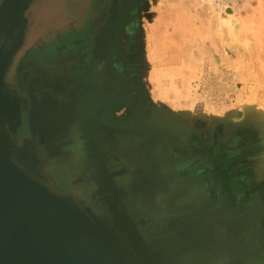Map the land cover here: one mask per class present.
I'll return each instance as SVG.
<instances>
[{"label": "rangeland", "instance_id": "1", "mask_svg": "<svg viewBox=\"0 0 264 264\" xmlns=\"http://www.w3.org/2000/svg\"><path fill=\"white\" fill-rule=\"evenodd\" d=\"M127 1L129 4L126 3ZM126 2L119 0L120 9H118L117 18L115 17V21L112 23L113 26L106 34L110 42V59L125 71V83L136 85L139 88L145 85L151 98L158 106H162L163 111L167 110L165 114L161 115L168 120L166 124L168 131L180 133V128L183 127V135L188 136L191 141L197 137L202 139L207 145L216 144L218 148L221 147L223 149L219 153L228 162L215 165L209 162L208 151H190L189 158L190 160L192 159L193 166L198 161V158L202 160L201 169L198 172L200 179L198 190L199 194H201L200 197L205 198L204 204L207 205V202L210 201L212 206L213 194L217 192L219 187L221 189V186L223 187L222 191L227 192L228 197L231 193L237 196L239 206L245 202L246 199L243 200L242 198H245L248 192L253 193L250 196L251 204L253 205L250 210L251 214L239 209L240 207L234 212L237 215L238 222L241 221V224H243V231L246 229L252 231L251 225L260 229L261 224H263L262 228L264 229L261 203H259V208L256 198L260 193L264 192V0H186L187 6L186 4L184 5L185 2L183 0H126ZM88 4L87 2L85 4V0H33L27 8L26 18L29 27L27 28L25 42L21 50V52H30V55L26 57L32 61L31 65L34 68H30V70L33 72H31V76L27 72L25 80L21 76L24 68L15 75L13 72L15 69L17 70L16 64L20 61V58L17 57V59H14L13 65L11 64L8 74L6 72V78L2 79L3 85L16 84V76L20 86L27 82L33 87H37V79L40 72L49 81H54L55 77H59L60 80L69 79L70 75L68 73L63 74L64 69L68 67L64 63L70 58L69 55L71 54L74 41L80 37V29L76 27V21L86 17ZM166 12L168 13L167 18H174L178 12L180 14L184 12L193 28V34L191 35L193 39L191 38L190 43L187 41L182 48V56H184L183 60L182 58L180 60L182 63L168 64L164 61L167 56L160 53L156 59L155 48L158 42L153 44L149 40L150 36L153 35V29H157L162 15ZM217 17L219 18L217 19ZM234 23H237L238 26L237 24L235 26ZM220 26H223V30L227 26L226 35H231L230 39L228 36L229 40H227ZM235 27L238 28L235 29ZM235 30L236 32H233ZM221 33H223L225 39L220 36L222 35ZM216 35L217 40L220 39L219 36L222 38L219 42L213 38ZM247 35H249V38H246ZM232 36L233 38H231ZM215 41L219 45L215 44ZM212 45H214L213 48H211ZM216 45L220 46L218 50H216ZM200 47H203V49ZM184 49L189 50L186 53ZM231 49L234 50L232 51ZM235 51L238 54L240 53L239 55H242V52L243 55L247 52L243 57L240 56L238 58L239 55ZM219 53L222 57L219 56ZM235 55L238 56L236 57ZM45 58L49 59L46 60ZM239 59L243 60V63ZM229 60L232 63L228 62ZM181 70L185 73L187 72L183 78L181 73H175V71L181 72ZM173 71L174 73H172ZM33 73H35L34 77H32ZM164 76L166 79L163 78ZM173 85L174 87H172ZM28 95V93H25V95L21 93V100L25 96V99H28ZM171 117L174 122L170 121ZM181 117L184 118L183 121H181ZM20 120L23 122L19 139L25 136L29 127V123L24 117L23 120L21 118ZM159 122L158 124L163 125L162 121ZM85 141L87 144L89 139ZM86 149L88 150V147ZM234 159H238V162L234 163ZM114 186L116 190L114 193H110V196H117L123 212L127 213L126 215L133 222L140 235L139 226L145 227L153 223V227L156 224V229L160 228V226L165 227L166 221L160 215L146 214L133 217L128 212L127 207H125L123 199L125 196L123 188L128 185ZM227 186L229 190H225ZM176 187L180 193L182 190L177 185ZM138 189L140 190L137 191L136 189V194L141 196L143 193L141 196L143 199V196L147 194L146 190H144L147 189V186L141 184ZM107 195H104V197L98 195V199L90 200L87 198L82 202L80 201L84 203L83 209L100 223L104 221L102 218H104L105 214L106 207L104 203L108 199ZM68 198L71 199L70 197ZM142 199L138 200V202L142 205L147 204V206H150V204L158 206L167 201L164 198L152 200L148 197V199ZM128 202L126 201V203ZM197 206H201V203ZM205 207H209V205ZM202 218L200 217V219ZM176 222L174 223L176 224ZM174 223L170 225L173 226ZM174 234L176 235L175 232ZM240 238L241 241L239 243L243 242L245 244V242H248L249 244L247 252L249 264H264V237L263 241H257V234L253 233L252 236V233L250 235V232L245 231L239 233ZM260 238L262 239V237ZM250 241L251 243H249ZM165 250L166 248H163L164 252ZM158 260L159 263L163 262L161 261L162 259Z\"/></svg>", "mask_w": 264, "mask_h": 264}, {"label": "bare ground", "instance_id": "2", "mask_svg": "<svg viewBox=\"0 0 264 264\" xmlns=\"http://www.w3.org/2000/svg\"><path fill=\"white\" fill-rule=\"evenodd\" d=\"M123 1L126 2V0H123ZM185 1L183 0V2H185ZM126 3L129 4L128 1ZM185 4H186V2L184 3V5ZM187 5L188 4H186V6ZM185 10H187V9L185 8ZM199 10L201 11V9H199ZM167 11H168V9H167ZM203 11H204V9H203ZM187 13H188V11H187ZM167 14L168 13L166 12L165 14L162 15V18L160 20L161 22L159 23V26L157 27L156 30L153 29V35H151L152 37L150 36L149 40L153 44L155 42H158V45L155 48V51H156L155 58L158 57L157 55L160 53L161 55L167 56V57H165L164 61H166L168 64H173L176 62L180 63L181 58L183 60V57H184V56H182L183 45L187 41L189 43L191 42L190 40L192 38L191 35L193 34V28H192L191 22H189V19L184 14V12L181 14L178 12L177 15L174 16V18H172L171 16H170L171 18H169V17L167 18V16H168ZM206 15H205V17H206ZM14 17H15V22H16L15 26L17 27V30L14 34V37L17 38L19 35V31L21 29V26H22V22L20 21V19L18 18L17 15H15ZM123 17H125V16H123ZM228 17H230V16H228ZM251 17H253V16H251ZM258 17H259V14H258ZM260 17H261V15H260ZM116 18H117V16H116ZM130 18H132V17H130ZM218 18L219 17H217V19ZM236 20H237V18H236ZM232 22H233V20H232ZM162 23H163V25H162ZM214 23H215V21H214ZM236 24H235V26H236ZM221 25H222V23H221ZM156 26H157V24H156ZM203 26H204V24H203ZM215 26H216V24H215ZM237 26H238V24H237ZM248 26H249V24H248ZM218 27H219V25H218ZM220 27H221L220 29L223 30V28H222L223 26H220ZM207 28H209V27L207 26ZM230 28H231V26H230ZM237 28L235 27V29H237ZM226 29H227V26H225V28L222 32H224L225 36L227 37V40H229L231 35H228L229 36V39H228V36L226 35L228 30L226 31ZM243 29H244V27H243ZM247 30H249V29H247ZM208 31L211 32V30H209V29H208ZM249 31H251V30H249ZM233 32H236V30ZM221 34L222 35H220V36L221 37L223 36L222 38L225 39L223 33H221ZM234 35H237V34H234ZM220 36H219V38L222 39ZM233 36L231 38H233ZM248 36L249 35H247L246 38H249ZM243 37L245 38L244 34H243ZM213 38H214V40H217L216 39L217 35ZM213 38H212V40H213ZM220 39L217 40V42H219ZM222 41H221V43H222ZM237 41H239V40H237ZM217 42L215 44H218ZM202 43H205V42H202ZM210 44H211V42H210ZM218 45H216L217 46L216 50H218V47H220ZM230 45H231V43H230ZM213 46L214 45H212L211 48H213ZM197 47L199 48V46H197ZM203 47H204V45H203ZM203 47H200V48L203 49ZM37 48H39V47H37ZM185 48H187V47H185ZM223 48H222V50H223ZM228 48H230V46H228ZM240 48L245 49L246 47H240ZM184 50L187 53V51L189 49H187V50L184 49ZM216 50H214V51H216ZM235 52H236V54H238L237 51H235ZM246 52H245V54H246ZM201 53H203V52H201ZM221 54H222V51H221ZM225 54H226V52H225ZM199 55H201V54H199ZM244 55L242 52V55H239L238 58H240V56L243 57ZM86 56H85V58H87ZM219 56L222 57V55H220V53H219ZM211 57H212V55H211ZM228 57H229V55H228ZM223 58H224V54H223ZM235 58H234V60L237 59V58L236 59ZM16 59H17V57H16ZM47 59H49V58H47ZM184 59L188 60L187 58H184ZM227 59H229V58H227ZM26 60H28V59H26ZM83 60H86V59H83ZM239 60L241 63H243V60H241V59H239ZM41 61H44V60H41ZM1 62H3V61H0V63ZM15 62H16V60H15ZM228 62L232 63V61H230V60ZM55 63H57V62H55ZM218 63H219V61H218ZM189 64H191V63L189 62ZM69 65H70V63H69ZM194 65H196V64H194ZM244 65H245V63H244ZM243 68H245V67L243 66ZM195 69H196V67H195ZM195 69H193V70H195ZM247 70H248V68H247ZM49 72H52V71H49ZM172 73H174V71ZM175 73H181L182 78L184 77V74H187V72L185 73L182 70H181V72L175 71ZM234 73H236V72H234ZM4 77H3V80H4ZM163 78H165V76ZM118 81H119V79H118ZM7 83H8V81H7ZM37 83H38L37 85L39 86L38 87L39 90H44L47 93H52V94H56L55 89L56 88L59 89V87H60V86H58V82L56 81V79L54 81H49L48 79L45 78V76L42 75L41 72L39 74V78L37 79ZM30 85H28V86H30ZM3 86L4 85L2 83V85L0 87V151H7V157H9V152L11 153V151H15L14 148H16V151H19V153L17 155H16V153H15V155H13V154L10 155L9 159L13 164H16L17 167L20 170H22V172L27 174V176L30 178L31 181L25 177H21V180H23L25 183V186H23V185H21V186L25 189V191L29 192V191L33 190V191L38 192L39 194L46 195V196L48 195L52 198L58 199L57 197L61 196V194H62L61 192L67 191V190L71 189L72 187L74 188L75 191H81V192H79L80 196H81L82 195L81 193L83 192V190H86L87 188L91 187V184H92V189L94 188L97 195L104 197V195L108 194L107 195L108 199L107 200L105 199L106 202L104 203L105 207H106L104 218H102V220H104V221H102L101 223L97 222L96 219H94V217H91V215L87 211H85L83 209V207H81L74 199H68L69 204L65 203L66 204L65 206L68 208L67 211L70 212L71 214H73V213L76 214L75 212L72 211L76 208L78 210L83 211L84 212L83 214L89 219V220H86L85 218H83V220H86V222H84V221H82V222L85 225V227H86L85 229L87 231L88 237H89L90 241L92 242V252L95 253L96 259L99 262V264H179L180 258H178V257L172 258L171 255H166L167 253H165V252H163V253L154 252V248H163L167 245V230L165 229V227L163 228L162 226H160V228H158V229H153V233H152V230L147 229L145 231V235L147 238V241H146L145 239H143V236L138 233L135 225L130 220V218L126 215L127 213L125 214L123 212L122 206L120 205V202L117 200V196H110L111 195L110 193H112V192L114 193L116 189L114 186L115 184L113 183V181L111 179H109V180H111V182L107 181V179L109 178L108 176H107L108 177L107 179L104 178V173L106 170L104 168L105 165H104L103 160H101L99 158L100 162L99 163L96 162L98 164L96 167L90 166V165H92V162H89V165L87 164V162H85L88 167L86 166L83 170L81 168H77V167H79L78 165H76L77 163L71 164L70 160H66V159H68L67 156H68V153L70 151H78L80 153V155L82 156L84 161H87L93 157H95L94 159H97L94 154L90 155L89 151H87L86 148H85V151H84V149L82 151H80L81 148H84V146H83L84 143H82V142H84L82 140L83 138L81 140L76 138L75 134L77 132L75 133L74 128L72 126V123L70 126V124L67 120L69 112L71 114L73 113V111H69V109L72 107L69 103V98L61 96L62 100L59 101V99L56 100L53 97H51V98L47 97L48 99L43 98V100L39 104H36V105L33 104L32 112H29V117H30L29 119L30 120L28 122L29 127L27 129V133L25 134V137L21 139L20 142L19 141L17 142V140H18L17 138L19 137L18 132L20 133V131H21L20 128L22 126L21 120H20V114H19L20 107H21L20 98L14 90H7ZM172 87H174V85ZM28 89H29V87H28ZM92 92H94V91H92ZM27 93H29V92H27ZM89 93L90 92H88V94ZM84 94L86 95L87 93H84ZM128 95H127V97H128ZM45 96H48V95H45ZM246 110H248V109H246ZM136 114H138V113L136 112ZM108 116H109V114H108ZM145 120H149V119H145ZM152 122H155V121H152ZM83 124L85 125V123H83ZM90 125H92V124H90ZM160 126H162V124ZM157 127H159V126L157 125ZM156 130H157V128H156ZM175 130H177V129H175ZM84 134H86V133H84ZM80 136H81V134H80ZM116 141H117V139H116ZM117 143H120V142H117ZM120 145H121V143H120ZM38 151H46V153H47L46 158L53 157L54 162L56 159L64 161V162H61L58 164L56 163L51 168V170L49 172L50 178L46 177L47 175L44 176L41 173L42 168H41L40 160H42V159H41V157H39ZM117 152H118L117 155L113 154L112 157L117 159L118 158L117 156L119 155V151H117ZM120 152H122V151H120ZM123 152H124V150H123ZM105 154H106V151H105ZM125 156H126V154H125ZM103 157H104V155H103ZM7 161L4 158H2V159L0 158V165L2 164L1 167L4 168L5 170H7L9 168L8 164L10 165L9 162L7 164ZM2 162H4V163H2ZM114 164L115 165L110 167L113 170V173H110L108 171V169H107V172L112 177L114 176L113 178L117 181H119L120 179H123V173H122L123 171L129 172L131 174L134 173L133 164L127 165V164H124V162H123L122 165H119V166H121V169H118L119 166H117V164H120V162H115ZM88 170H89V177H88ZM118 170H122V171L120 172ZM12 173H15V171H12ZM120 173H122V174H120ZM34 181H35V183H34ZM117 184H116V187H117ZM55 188L58 189L59 192L58 191L55 192L54 191ZM222 189H223V187L221 186V191H222ZM227 190H229L228 186H227ZM49 191H51L52 196H51V193ZM59 193H61V194H59ZM53 194H54V196H53ZM200 196H201V194H198L197 197H200ZM62 197L65 198V196H62ZM73 197H74V195H73ZM55 199H54V201H55ZM194 199L195 200H193V202H196L198 204L201 203L200 207L207 206L206 204H204L203 200L198 201L195 197H194ZM216 199L219 201V198L217 196H216ZM42 200L47 205H50V202H47L44 199H42ZM25 201H27V198L24 195H21L19 193V191H16V190L8 191V189H6L4 187H0V264H89V260L86 256H85V259L84 258H80V259L75 258L74 253H75V249H76L75 245L77 246L76 242L74 243L68 237V239L71 241V244L73 246L72 247L70 244V241L64 236V234L57 227L53 228L50 225V224L54 225V220L50 216L47 217L42 211L35 209L31 206H28ZM56 202H59L60 204H62L60 201L56 200ZM62 202L64 203V201H62ZM174 205H172V207ZM96 207H97V205H96ZM185 207H188V206H185ZM162 208L165 209V210L162 209L163 212L167 214V209L165 207H162ZM177 208L175 210H177ZM169 209H172V208L170 207ZM179 209H181V208H179ZM136 210L137 209L135 207L134 208L135 215L139 216V213L136 212ZM97 211H98V209H97ZM38 216H40L44 219L40 223L37 222V218H39ZM226 219H228V217L223 218L222 221L224 222ZM209 221L210 222L206 223V225H207V227L205 229L206 232L210 229L211 220H209ZM214 222H215V220H214ZM141 223L143 224L142 221H141ZM225 225H227V222ZM197 231L199 232L201 230L198 229ZM227 232L228 231H225V232H223V234L225 235ZM195 235L198 236L197 234H193V236H195ZM182 237H184L185 241L191 240L189 238L188 234L186 235V237L184 234H182ZM249 243H251V241ZM88 245L90 246V244H88ZM187 246H189V245H187ZM194 248H193V246L187 247V249L192 254V256H194L193 255L194 250H195ZM199 248L201 250L200 246H199ZM206 248H207L206 251H208L209 246H207ZM158 259H162L161 261H163V262L159 263ZM241 260H242V258H241Z\"/></svg>", "mask_w": 264, "mask_h": 264}, {"label": "crops", "instance_id": "3", "mask_svg": "<svg viewBox=\"0 0 264 264\" xmlns=\"http://www.w3.org/2000/svg\"><path fill=\"white\" fill-rule=\"evenodd\" d=\"M88 92L91 94H88ZM137 92H140V100L137 99ZM84 93L87 94L85 95ZM84 93L76 100L77 105L75 116L80 118L81 122L77 120L78 123L84 121L83 123L88 125V128L83 132L86 134L82 137L84 141L89 139V142L85 144L84 148H81L80 151L83 149L85 151V148L88 147L87 151H89L90 155L94 154L97 159H94L95 157H93L84 161L78 151H70L68 155L71 153H77L81 160H83L84 164L87 162L89 165V162H92V165L90 166L93 167L98 165L97 163L100 162V159L103 160L105 165L104 168L106 170L104 178L107 179L109 177L107 179L108 182H111L112 180L114 184L141 185L147 182V179H145L146 177H149L152 174V176L155 175V172L151 171L156 168L154 163L147 165L149 160L146 162V166L142 165L141 155H143V151H146L147 153L144 156L149 158L152 156V153H166V166L170 170L171 177L173 178V190L171 192L172 198L181 200L185 199L188 200L190 204L188 207H180L181 209L173 211V214L176 216L186 218H182V221H184L186 225L180 227L184 223L173 224V228H171L173 231V237L167 245L163 247L166 248V255H171L172 258H180L179 264H249L247 255L249 244L248 242H245V244L243 242L239 243L241 241V238L239 239V233L245 232L247 229L243 231V226L238 227L236 219L230 218L224 223L216 219L215 222L211 223L214 228L212 231L215 230L212 238L210 239L208 238V235L203 234L207 225L200 223V217H203V221L206 220V217L209 215H221L225 209H223L222 206H217L214 207V212H210L209 208L200 206L196 207L197 203L193 202V200H195L194 197L198 201L205 200L203 197H197L199 194L198 189L200 187L198 172L199 169H201V159L198 158V161L193 166L191 160H189L190 153L180 155V153H186V151H189V137H184L183 127L180 128V133L168 131V128L166 127L168 120L161 115L165 114L167 110L165 109L163 111L162 106H158V104L151 98L148 88H146L145 85L144 87L142 85L140 89H133L129 84L118 83L115 88L105 91H101L98 88L86 87L84 88ZM125 93L127 95L129 94L128 97ZM135 111L138 114H136ZM145 119H149L150 121ZM183 119L184 118L181 117V121H183ZM173 120L174 119L171 117L170 121L174 122ZM159 121L163 122L162 126L158 124L160 123ZM157 125L159 127H157ZM74 131L82 132L79 128H74ZM117 142H120L121 145ZM89 149L92 150L90 151ZM123 150L133 151V154H126L123 159L126 158L124 164H133L134 173L131 174L123 171V179H120L119 182L113 178L114 176L112 177L107 172V169L110 173H113V170L110 167L115 165V161L112 163L113 157L111 156V151ZM120 158H122V156L119 157V159ZM151 161H153V159L150 158V162ZM117 162L120 161L117 159ZM122 164L123 163L120 162L117 166ZM118 169H121V166H119ZM118 171L121 172L122 170ZM176 185L182 190L180 193ZM217 197L219 198V201L216 200L218 202L217 204L221 205L220 200L222 198L220 196ZM230 198L233 199L234 197ZM256 198L258 207L259 203H261L262 218L264 221V194H259ZM212 199H216V194H213ZM235 211H237V209H235ZM227 213L236 214L232 209L227 211ZM249 214H251V211H249ZM185 220H187L188 223H186ZM226 222L227 225H225ZM179 228L182 233H187L191 240L185 241L182 235L181 238H179L180 235L177 233ZM198 229L201 231L198 232ZM225 231L228 232L225 235H222ZM193 234H197L198 236H193ZM187 245L193 246V248L195 247L194 256H192L187 249V247H189ZM199 246L201 247V250ZM207 246H209L208 251H206ZM163 248H154V252L161 253Z\"/></svg>", "mask_w": 264, "mask_h": 264}, {"label": "flooded vegetation", "instance_id": "4", "mask_svg": "<svg viewBox=\"0 0 264 264\" xmlns=\"http://www.w3.org/2000/svg\"><path fill=\"white\" fill-rule=\"evenodd\" d=\"M2 1L3 0H0V4ZM86 2H87V4L89 2L88 6H87L88 7V9H87L88 14L86 15L85 18L81 19V21L80 20L76 21V25H77L76 27L80 29V31H79L81 33L80 37H78L74 41L73 47L71 48L72 49L71 54L69 55L70 58L67 59V62L64 63V65L69 66V67L64 69L63 74L68 73L70 75L71 79L69 78V79L60 80L59 77L58 78L55 77L56 81L58 82V86H60L59 89L58 88L55 89L56 94L47 93L44 90H39L38 85H37V87H33L29 83L27 84V82L23 83V86H20L16 76H15L16 84H9V86H6V84H4V86H3L7 90H14L17 93V95L19 96V98L21 97V93H24V95H25V93L29 92L28 96L29 97L31 96L30 98L28 97V99H25L26 96H25V98L22 97V100L20 98L21 107H20V111H19L20 118L22 120H23V117L26 120L28 119L27 122H29V120H30L29 119L30 118L29 112H32L33 104H35V105L39 104L43 100V98L48 99L47 97H49V98L53 97L56 100L59 99V101L62 100L61 96L66 97V98L68 97L69 103L72 106L69 109V111H73V113L71 114L69 112L67 120H68L70 126L72 123V126L75 129L79 128L80 130H82V132H77V133L75 132L76 138L79 140H81L83 138L81 136L84 135V133H83L84 130H86L88 128L87 124H85L86 125L85 126L83 124V122L78 123L77 120L80 121V119L75 116V110H76V105H77L76 100L78 99V97H80V95H82L84 93V88L92 87V88H98L101 91H105V90L115 88L118 85V83H121V82L125 83L126 82L125 71L122 68H120L119 66H117L116 63L114 64V62L109 57L110 42L106 37L108 30L113 26L112 23H113V21H115V17L118 15V9H120L119 0H85V4H86ZM26 16H27V10L24 13L25 18H26ZM26 20H27V18H26ZM28 27H29V24H28V20H27V26H26V30H25V33L23 36L22 43L20 46L17 47V49H16V51L12 57V60L9 64V67L7 69V74H8V72L10 70V66L13 63L14 59L16 57H19L20 61L16 64L17 70L15 69L13 73L16 75L19 70H23V68H24L23 73H21V76L24 80H25V77L27 76V72H29V75L31 76V72H33V71H31L30 68L31 69L34 68V66L31 65L32 61H30V58H28V60H26L27 59L26 56L30 55L29 51L21 52L23 45H24V42H25ZM85 56L87 58H85ZM83 59H86V60H83ZM68 62L70 63V65ZM60 71H61V69H60ZM7 74H6V76H7ZM60 74L62 75V73H60ZM34 75H35V73L32 74V77H34ZM61 75H59V76H61ZM118 79H119V81H118ZM125 84H128V83H125ZM28 85H30V86H28ZM129 85H131V87L133 89H135V88L140 89L136 85H132V84H129ZM28 87H29V89H28ZM45 95H48V96H45ZM137 95H138L137 99L140 100L139 99V98H141L140 92H137ZM22 122L23 121H21V124H22ZM21 128H22V126H21ZM80 134H81V136H80ZM18 135H19V132H18ZM17 139H18L17 142L18 141L20 142L22 138L19 139V137H18ZM82 140L84 141V139H82ZM82 143H84L83 146L86 144L85 141ZM190 151H199V152L200 151H208L207 153H208V157L210 160L209 162H212V164H214V165L215 164H222V163L226 164L228 162L224 158V156L219 153L220 151H223V149L221 147L218 148V146H216V144L207 145L202 139L197 138V137H195L192 141L189 138V151L188 152L186 151V153L185 152L180 153V155L188 154V153H190ZM38 153H39V157H41V159H42V160H40L41 168H42L41 173L44 176L47 175L46 177L50 178L49 172H50L51 168L56 163L58 164V163H61L64 161L56 159L54 162L53 157L46 158V154H47L46 151H38ZM117 153H118L117 151H111V156L113 154L117 155ZM125 154H133V151H124V152L119 151V155L117 157L119 158L122 156V158H123V157H125ZM142 154H143V155H141L142 156L141 157L142 165L146 166V162L149 160V163L147 165H151V163H154L156 166V168L151 171V172H155V175L152 176L153 175L152 174L149 177L145 178V179H147V182L144 183V185L147 186V189H144V190H146V193L150 194V195H147V194L144 195L143 199L141 198L143 193L141 196H137L136 193L138 190H140L138 188H140L141 185L132 184V185L124 186L123 193L125 194V196L123 199L125 201V205H126L125 207H127L128 212L130 214H132L133 217L136 216L135 212H134L135 207L137 209L136 212H138L139 215H146V214L154 215L155 214L158 216L159 215L162 216L163 220L166 221L165 229L167 230V243H168L171 240V238L173 237V231L171 230V228H173V226H171L170 224L174 223V221H177L176 223H179V224L184 223V221H182V216H176L175 214H173V211H175V209L177 207H178L177 208V210H178L180 207L189 206V202H188V200H185V199L181 200V199L172 198L171 192L173 190V178L171 177L170 170L166 166V153H160V154L152 153V156H150V158L153 159V161H151V162H150L149 157L144 156L145 154H147L146 151H143ZM67 158L68 159H66V160H70L71 164L77 163L76 165L79 166L77 168H81L83 170L86 167V164H84L83 160H81L80 156L77 155V153L76 154L71 153L67 156ZM122 158L118 159L121 163L125 162V160ZM117 159L113 157L112 163L114 161L117 162ZM237 160L238 159H234L233 162L237 163L238 162ZM129 162H130V160H129ZM192 162L193 161L191 159V163ZM200 162H202V160ZM88 177H89V175H88ZM116 184L117 183H115V185ZM117 185H123V184L118 183ZM136 189H137V191H136ZM225 190H227V189L225 188ZM54 191L56 192V191H58V189L55 188ZM79 192H81V191H75L74 188L72 187L71 189H69L67 191L61 192L62 194L61 193H59V194H61V196H67V197H70L71 199H74L81 207H83V205H84V203H81V202L87 198H89L90 200L98 199L97 198L98 195L96 194L94 188L92 189V184H91V187L87 188L86 190H83V192L81 193L82 194L81 196H80ZM214 194H216V196H220L222 198L220 200L221 205H218L217 204L218 202L217 201L214 202V199H213L214 205L212 204V206H211L210 201H208L207 205H209V207H205V208H209L210 212H214V207L222 206V208L225 210H223V213L221 215H218V216L209 215L208 217H206V220H203V221H202L203 218L200 219V223L206 224V223L210 222L209 220H211V223H212V222H214V220L216 221V219L221 220L220 222H223L222 221L223 218L228 217V219H230V218L236 219L237 226L242 227L243 224H241V221L238 222L237 215L236 214H229V213H227V211H230V209L235 211V209H238L240 207L239 209L246 211V213H248L251 210V207L253 206L251 204L252 200L250 199V196L253 193L248 192L246 197L242 198L243 200L246 199L245 202L243 204H240V206L238 204L239 200H238L237 196H234L233 193H231L230 196L228 197L227 192L226 193L222 192L220 187H219L217 192ZM260 194H264V192H262ZM73 195H74V197H73ZM148 197L152 200L157 199V198H162V199L164 198L167 201L159 204L158 207L156 206L157 208L155 207L154 204H150V206H147V204L142 205L141 203L138 202V200L148 199ZM230 197H234V198L231 199ZM126 201H129V202L126 203ZM172 205H174V206L172 207ZM197 205H198V203H197ZM232 205H234V206H232ZM162 207H165L167 209V214L163 212V210H165V209H163ZM170 207L172 209H169ZM177 217H181V218H177ZM183 219H186V218L183 217ZM228 219H226V220H228ZM185 222L188 223L187 220H185ZM183 225H186V224L184 223L180 227H182ZM154 226L155 227H153V223L148 224L145 227L139 226V230L141 232V235L143 236V238L146 241H147V238L145 235V231L147 229H150V230H152V233H153V229H156V224H154ZM262 226H263V224H261L260 229H258L257 226L253 227L251 225L252 231H249V230H247V231L250 232V235L252 233V236H253V233L255 235L257 234V241H259V240L263 241L264 229L262 228ZM212 229H214V228L211 224L210 229L207 232L204 231L203 234L208 235V238L211 239L215 233V230L212 231ZM177 233L180 235L179 238H181V235L184 234V233H182L180 228H179V230H177ZM184 235L186 237L187 233H185ZM222 235H224V234L222 233ZM260 237H262V239ZM248 240H250V239H248ZM161 252H164V251L161 250Z\"/></svg>", "mask_w": 264, "mask_h": 264}, {"label": "water", "instance_id": "5", "mask_svg": "<svg viewBox=\"0 0 264 264\" xmlns=\"http://www.w3.org/2000/svg\"><path fill=\"white\" fill-rule=\"evenodd\" d=\"M32 1L33 0H3L0 4V61H3L0 63V87L2 85V79L5 76L7 68L12 60V57L17 47L22 43L27 26V20L24 17V13ZM15 15H17L22 22V26L17 38H14V34L17 30V27L15 26ZM14 150L15 151H11V153L9 152V157L12 154L15 155L16 153L17 155L19 153V151H16V148H14ZM9 157H7V151H0V158H4L6 161L8 160L7 164L8 162L10 163V165L8 164L9 168L7 170L1 167L2 164L0 165V187H4L8 189V191H19L21 195H24L27 198L28 202H25L28 206L42 211L47 217L50 216L54 220V225H50L53 228L57 227L67 239L69 237L74 243L76 242L78 247L74 244L76 247L74 253L75 258L85 259L86 256L89 260V264H99L96 259L95 253L92 252V242L90 241L85 229L86 227L82 222H86V220H89L83 214L84 212L76 208H73L74 210L72 211L75 212L78 216L74 213L71 214L70 212H68V208L65 206V203L69 204V198L67 197L64 198L62 196H58V199H55L48 195L46 196L39 194L38 192L33 190L26 192L25 189L21 186H25V183L23 180H21V177H25L28 180H30V178L27 176V174L22 172V170H20L16 164H13L10 161ZM12 171H15V173H12ZM49 192L51 193V191ZM42 199L50 202V205H47ZM56 200L60 201L62 204L56 202ZM61 200L64 201V203ZM38 217V223L44 220L42 217ZM83 218H85L86 220H83ZM87 243L90 244V246Z\"/></svg>", "mask_w": 264, "mask_h": 264}]
</instances>
